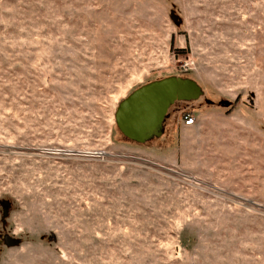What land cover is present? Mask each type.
<instances>
[{
  "label": "rangeland",
  "instance_id": "rangeland-1",
  "mask_svg": "<svg viewBox=\"0 0 264 264\" xmlns=\"http://www.w3.org/2000/svg\"><path fill=\"white\" fill-rule=\"evenodd\" d=\"M0 201V264H264V0H0Z\"/></svg>",
  "mask_w": 264,
  "mask_h": 264
},
{
  "label": "water",
  "instance_id": "water-1",
  "mask_svg": "<svg viewBox=\"0 0 264 264\" xmlns=\"http://www.w3.org/2000/svg\"><path fill=\"white\" fill-rule=\"evenodd\" d=\"M200 95L198 85L187 78L168 77L144 84L117 105V128L126 138L141 143L161 125L171 103L196 100ZM9 239L6 244L18 242Z\"/></svg>",
  "mask_w": 264,
  "mask_h": 264
},
{
  "label": "flooded vegetation",
  "instance_id": "flooded-vegetation-1",
  "mask_svg": "<svg viewBox=\"0 0 264 264\" xmlns=\"http://www.w3.org/2000/svg\"><path fill=\"white\" fill-rule=\"evenodd\" d=\"M162 124V123H161ZM157 130H155L154 132H152V135L150 136V137H152V136H155L157 133ZM149 139V138H148ZM147 140V139H146ZM0 207H2V210H4L3 212H4V215H5V213H6V210H7V207H8V204H7V202H5V201H0ZM10 237H8L4 232L2 233H0V241H2L3 240V242L4 243H7V242H9V239Z\"/></svg>",
  "mask_w": 264,
  "mask_h": 264
},
{
  "label": "built area",
  "instance_id": "built-area-1",
  "mask_svg": "<svg viewBox=\"0 0 264 264\" xmlns=\"http://www.w3.org/2000/svg\"><path fill=\"white\" fill-rule=\"evenodd\" d=\"M182 121L184 122L185 125L187 126H190V125H193L194 121H195V118H193L191 115L189 114H185L183 117H182Z\"/></svg>",
  "mask_w": 264,
  "mask_h": 264
},
{
  "label": "trees",
  "instance_id": "trees-1",
  "mask_svg": "<svg viewBox=\"0 0 264 264\" xmlns=\"http://www.w3.org/2000/svg\"><path fill=\"white\" fill-rule=\"evenodd\" d=\"M184 115H185V114H184ZM184 115H183V116H184Z\"/></svg>",
  "mask_w": 264,
  "mask_h": 264
}]
</instances>
